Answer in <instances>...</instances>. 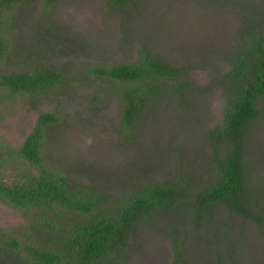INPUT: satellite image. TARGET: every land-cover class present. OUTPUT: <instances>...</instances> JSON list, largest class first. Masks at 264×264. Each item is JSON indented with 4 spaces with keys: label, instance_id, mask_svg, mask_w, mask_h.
Masks as SVG:
<instances>
[{
    "label": "rangeland",
    "instance_id": "1",
    "mask_svg": "<svg viewBox=\"0 0 264 264\" xmlns=\"http://www.w3.org/2000/svg\"><path fill=\"white\" fill-rule=\"evenodd\" d=\"M263 25L264 0H134L124 8L107 0H23L2 15L6 51L0 73L30 67L36 56L65 66L69 74L41 102L32 103L26 95L0 98V146L17 148L39 112L57 110L60 119L46 130L44 153L48 165L72 183L113 201L136 182L183 179L197 189L210 176L214 158L207 134L224 119L227 99L219 78L242 45V34L258 26L264 31ZM142 49L185 67L190 86L183 96L166 91L153 99L126 137L115 85L94 77L90 67L136 61ZM258 106L262 111L248 124L242 151L248 207L264 213L257 206L264 208V99ZM3 156L5 178L35 171L15 155ZM219 206L199 226L183 200L154 211L132 228L119 258L96 264H218L217 254L221 264H264V228ZM42 218L53 215L35 209L26 213L0 201V229L23 241H49L45 227L32 225ZM18 259L0 254V264H20Z\"/></svg>",
    "mask_w": 264,
    "mask_h": 264
},
{
    "label": "trees",
    "instance_id": "2",
    "mask_svg": "<svg viewBox=\"0 0 264 264\" xmlns=\"http://www.w3.org/2000/svg\"><path fill=\"white\" fill-rule=\"evenodd\" d=\"M23 0H0V26L5 11ZM111 6L124 8L134 0H107ZM264 27V25H263ZM242 45L228 58L229 68L220 77L227 103L221 125L209 130L207 139L214 158L208 179L197 189L187 181L166 180L136 182L122 199H104V194L89 186L72 183L59 169H52L46 154V130L57 123V110L39 112L34 127L17 148L0 146V201L26 213L38 210L50 212L53 218L32 222L36 229L46 228L49 241H23L9 230L0 229V254L19 258L20 264H96L119 258L125 250L132 228L154 211L168 209L183 202L191 209V219L201 225L208 213L221 203L241 217L252 218L264 228V213L248 207L244 184L246 166L243 158L244 132L259 116L258 106L264 99V31L261 26L241 36ZM6 51V40L0 34V60ZM90 73L107 84L115 85L121 98L120 125L130 136L142 109L165 94L183 96L189 83L184 79L185 67H174L149 49H142L139 58L111 65L95 63ZM69 74L65 66L39 61L33 57L30 67L0 73V98L8 101L26 95L32 103L54 94V87ZM169 79H179L170 83ZM172 98V97H171ZM156 102V101H155ZM224 150V154L220 152ZM14 155L25 160L31 169L19 170L12 178L3 175V164ZM260 211L264 212V208ZM71 213L70 219L63 212ZM75 218L72 219V215ZM78 214L83 217H77ZM226 235L219 236L224 239ZM221 258L220 255L217 254ZM218 258V264L222 258Z\"/></svg>",
    "mask_w": 264,
    "mask_h": 264
}]
</instances>
